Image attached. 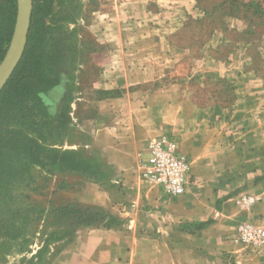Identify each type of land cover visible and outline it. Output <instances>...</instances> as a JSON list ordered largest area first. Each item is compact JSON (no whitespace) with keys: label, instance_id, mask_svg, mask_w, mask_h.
Segmentation results:
<instances>
[{"label":"crops","instance_id":"1","mask_svg":"<svg viewBox=\"0 0 264 264\" xmlns=\"http://www.w3.org/2000/svg\"><path fill=\"white\" fill-rule=\"evenodd\" d=\"M145 1H122L128 6L124 21L137 22L139 15L131 18L128 8L140 9ZM155 1L164 5V36L157 37L165 39L164 33L182 27L179 12H189L193 3ZM155 37L149 32L139 38L148 44ZM121 48L108 53L96 82L97 91L120 93L94 101L96 117L82 150L99 164L108 186L121 184L122 199L113 200L94 182L72 196L77 204L117 213L121 222L111 228H77L50 264H264V254L250 256L230 240L241 222L264 224L262 82L252 71L239 74L238 62L201 59L186 68L180 62L186 52L176 47L154 49L157 62L150 61V48ZM221 79L235 95L228 108L199 106L182 85L193 81L204 88L207 80ZM163 136L176 138L178 155L189 160V185L179 197L143 187L146 145ZM240 194L260 202L249 211L239 210L235 199Z\"/></svg>","mask_w":264,"mask_h":264},{"label":"trees","instance_id":"2","mask_svg":"<svg viewBox=\"0 0 264 264\" xmlns=\"http://www.w3.org/2000/svg\"><path fill=\"white\" fill-rule=\"evenodd\" d=\"M195 3L202 17L183 23L173 35L178 40L174 45L176 48L187 51L203 48L217 30L228 32L224 25V19L228 17L244 20L250 25V30L243 32L248 36L245 40L248 44L255 36L264 35V0H195ZM35 7L22 59L0 93V250L14 247L21 251L28 239L40 237L43 229L60 228L51 232L27 261V264H50L71 241L77 228H111L120 223L106 225L104 220L113 218L98 208L77 203L46 208L30 198V194H38V190L45 188L32 179L33 168L46 174H51L52 168L59 174L81 173L98 185L102 175L105 179L99 164L87 158L82 149L62 150L65 143L71 144L68 134L62 130L69 120L71 101L68 95L54 118L48 115L40 99L41 94L58 86L61 61L69 52L61 37L53 36V26L43 23L51 13L50 1ZM56 17L54 14V23L59 24L60 19ZM15 19L16 0H0V62L10 43ZM214 51L211 59L223 62L232 53V46L220 45ZM103 93L108 94L106 97L114 94ZM234 99L235 95L233 103ZM58 189L65 188L60 185ZM15 191L25 193L23 199L17 200ZM53 245H59V248L52 251L49 261L45 262L48 247Z\"/></svg>","mask_w":264,"mask_h":264},{"label":"rangeland","instance_id":"3","mask_svg":"<svg viewBox=\"0 0 264 264\" xmlns=\"http://www.w3.org/2000/svg\"><path fill=\"white\" fill-rule=\"evenodd\" d=\"M48 1H50L51 13L48 14L49 16L44 19L43 23L47 26H53L51 28L53 36L61 37L69 53L61 61L58 86L45 94H41L40 99L46 107L48 115L54 118L61 110L66 94L68 95L71 101L68 109L69 120L65 122V129L62 130L68 134L67 138L71 144L65 143L62 150H81L89 141L93 129L96 117L94 101L108 95L96 90V82L101 71V65L103 62L109 61L110 56L108 53L115 52L114 48L120 53L123 48L121 46H124L125 51H127V48L132 50L134 45L135 48L140 47L145 50L150 48L153 51L150 61L157 62L159 59L158 52H164L170 47H175L174 45L178 40L173 38L176 32L173 34L164 33L165 39L157 37L160 35L161 37L164 36L161 32L164 26L161 22L163 18V13L161 12L164 11V5L155 0L145 1L144 6L146 8L143 5H141L140 9L139 7L128 8L131 18L136 14L139 15L137 22L134 20L132 22L124 21L128 14L127 9L124 8L128 6L123 5L125 2L122 3L125 0H32V9L33 6L39 8L42 3L44 4ZM192 3V10L179 12L182 27L183 23L188 22L189 19L198 20L202 17L195 0H192ZM54 14H56L57 19H60L59 24L54 23ZM224 20V25L228 32L217 30L203 48H193L191 51L184 50L186 56L180 61L181 64L186 68H191L201 59L216 61L211 59V55L215 54V48L220 45H231L232 53L228 59L223 62H216H238L239 65L236 71L239 74L252 71L262 82L264 90L263 33L255 36L254 41L248 44L245 41L248 36L243 32L249 31L250 25L244 20L232 17ZM149 32L155 34L157 42L155 38L148 44L142 39L140 40L139 37L142 34H149ZM156 48L158 52H155L154 49ZM141 55H138L140 62L143 60ZM161 57L164 58L163 55ZM165 79L168 80L169 75H166ZM182 85L189 92L190 98H192L194 103L199 106L206 107L220 104L223 108H228L233 105V88L224 79L215 82L207 80L204 88L199 87L193 81H184ZM114 93L110 95H117L120 92ZM228 103H231V105L228 106ZM51 170V174H46L37 168L31 170L32 179L35 180L37 185L45 188L38 190V194H30V198L35 202L42 203L46 208L61 206L65 203H76L72 200L75 192L79 191L83 185L93 183L92 180L81 173L59 174L54 168ZM103 178L104 175L99 179L101 180L100 187L105 189V191H109L113 195V200L121 202V184L108 186L106 175L105 179ZM60 185H63L65 189L59 190ZM143 187H145V190L157 189L152 188L144 181ZM13 194L18 200L23 199L22 196L25 193L15 191ZM106 215L113 218L110 220L105 219L104 223L106 225L121 222L117 213L108 210ZM56 229L45 228L42 230L43 234L40 237H30L21 251L14 247L6 251H1V249L0 264H27V261L42 246L47 236L51 232L56 231ZM57 232H60V230H57ZM58 248L59 245L49 246L44 261H49L52 251Z\"/></svg>","mask_w":264,"mask_h":264},{"label":"built area","instance_id":"4","mask_svg":"<svg viewBox=\"0 0 264 264\" xmlns=\"http://www.w3.org/2000/svg\"><path fill=\"white\" fill-rule=\"evenodd\" d=\"M179 142L174 137H160L150 140L146 148L148 159L142 162L141 179L169 197L182 196L189 185V160L178 155ZM260 202V198L240 194L235 199L239 210L249 211ZM230 240L240 245L250 256L264 254V224L256 219L237 225Z\"/></svg>","mask_w":264,"mask_h":264},{"label":"water","instance_id":"5","mask_svg":"<svg viewBox=\"0 0 264 264\" xmlns=\"http://www.w3.org/2000/svg\"><path fill=\"white\" fill-rule=\"evenodd\" d=\"M32 0H16V19L7 51L0 62V93L16 69L26 46Z\"/></svg>","mask_w":264,"mask_h":264}]
</instances>
